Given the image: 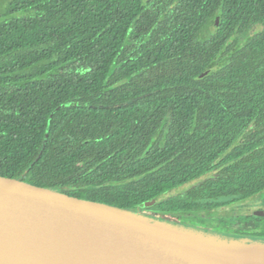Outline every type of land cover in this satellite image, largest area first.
I'll list each match as a JSON object with an SVG mask.
<instances>
[{
  "label": "trees",
  "instance_id": "trees-1",
  "mask_svg": "<svg viewBox=\"0 0 264 264\" xmlns=\"http://www.w3.org/2000/svg\"><path fill=\"white\" fill-rule=\"evenodd\" d=\"M208 173L157 212L264 190V0H0V176L141 211Z\"/></svg>",
  "mask_w": 264,
  "mask_h": 264
},
{
  "label": "water",
  "instance_id": "water-1",
  "mask_svg": "<svg viewBox=\"0 0 264 264\" xmlns=\"http://www.w3.org/2000/svg\"><path fill=\"white\" fill-rule=\"evenodd\" d=\"M147 1L142 0L143 5ZM219 24L217 18L215 27ZM209 175L167 191L143 208L186 191ZM138 178L109 184L122 185ZM244 204L242 200L212 210L175 214L202 218L249 215L250 211L232 210ZM0 264H264V244L193 231L141 211L80 199L22 178L0 176Z\"/></svg>",
  "mask_w": 264,
  "mask_h": 264
},
{
  "label": "rangeland",
  "instance_id": "rangeland-1",
  "mask_svg": "<svg viewBox=\"0 0 264 264\" xmlns=\"http://www.w3.org/2000/svg\"><path fill=\"white\" fill-rule=\"evenodd\" d=\"M244 209H248V208H244ZM203 211H207V210H203ZM141 212L144 215L154 217L158 220H163L165 222L172 223L178 226H182L184 228H190L193 231L195 230L204 231L205 230L211 233H219V234H227V235H236L237 233L239 235L240 230L238 229L235 230V228L239 226H247L248 230H251L252 228H249L248 225L252 227L256 224V222L264 225V218H260V217L258 218L255 216L248 217L245 215H238L236 217L235 216H218V217H212V218H202V217H197V216H184V215L177 216V215L164 214L161 212H157V210L155 209V205L149 208H145L141 210ZM247 239L253 242L264 244V241H259L253 238H247Z\"/></svg>",
  "mask_w": 264,
  "mask_h": 264
},
{
  "label": "flooded vegetation",
  "instance_id": "flooded-vegetation-1",
  "mask_svg": "<svg viewBox=\"0 0 264 264\" xmlns=\"http://www.w3.org/2000/svg\"><path fill=\"white\" fill-rule=\"evenodd\" d=\"M217 18L220 19V16L216 15V17L214 18L213 24L211 26L212 30H214L213 28H215V21H216ZM206 32H207L206 30L205 31H201L200 32V36L206 35ZM215 36H218V34L215 33ZM219 62H220V60L217 58V63H219ZM242 200H245L246 204L238 206V207H236V208H234L232 210H235V211H244V210H246V211H250V214L249 215H245V216H248V217L255 216V217H258V218L259 217L260 218H264V190H262L261 192L257 193L256 195L251 196L248 199H241V200H237V201H232L230 203H227V204H224V205H221V206L230 205V204H233L235 202L242 201ZM244 208H248V209H244ZM234 216L236 217L238 215H234ZM248 227L252 228L249 225H248ZM224 235H227V234H224ZM228 236L234 237L232 235H228ZM247 238H253V239H256V240H259V241H264V237L263 238H254L252 236H248Z\"/></svg>",
  "mask_w": 264,
  "mask_h": 264
}]
</instances>
